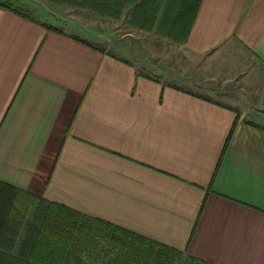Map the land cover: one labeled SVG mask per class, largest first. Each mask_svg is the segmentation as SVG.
Returning <instances> with one entry per match:
<instances>
[{
    "label": "crops",
    "instance_id": "0c3cea01",
    "mask_svg": "<svg viewBox=\"0 0 264 264\" xmlns=\"http://www.w3.org/2000/svg\"><path fill=\"white\" fill-rule=\"evenodd\" d=\"M74 36L0 5V246L44 264H264V109L210 85L240 67L215 62L233 48L264 72V0H199L184 47L208 58L203 89Z\"/></svg>",
    "mask_w": 264,
    "mask_h": 264
},
{
    "label": "rangeland",
    "instance_id": "374dc122",
    "mask_svg": "<svg viewBox=\"0 0 264 264\" xmlns=\"http://www.w3.org/2000/svg\"><path fill=\"white\" fill-rule=\"evenodd\" d=\"M0 1H7L51 27L67 31L119 58L131 61L139 73L186 87L189 81L195 80L203 83L200 86L202 89L210 84L208 81L202 82L209 79L202 69L208 58L186 50L184 35L178 28L182 22L178 20L176 11L172 15L166 13L168 0L143 1L137 8L133 1H126L121 8H99L88 0ZM141 6L148 9L143 14L137 10ZM223 56H218L221 60L215 62L235 60L240 67L234 70L232 77L228 75L230 71L227 69L213 71L216 74L214 76L219 78L210 84L217 90L214 96L233 105L238 111L264 109V72L256 59L243 55L238 48L230 49ZM249 72L254 73V79L245 78ZM191 85V88L197 89Z\"/></svg>",
    "mask_w": 264,
    "mask_h": 264
},
{
    "label": "trees",
    "instance_id": "16d2710c",
    "mask_svg": "<svg viewBox=\"0 0 264 264\" xmlns=\"http://www.w3.org/2000/svg\"><path fill=\"white\" fill-rule=\"evenodd\" d=\"M91 4H93L95 7L99 8H108L111 7H118L121 8L123 4L127 1H133L134 6L137 8L140 5L143 4V1L147 0H88ZM199 0H168L167 1V9L166 13L169 15H172L176 11V15L179 21L182 23L178 25V28H181L182 35H186L188 28L191 25L193 16L195 14L197 5H198ZM0 5L7 7L9 9H12L15 12L18 13H23L20 9L15 7L13 4L7 2V1H0ZM138 13H145L148 9L145 7H140L137 9ZM26 14V13H24ZM30 15V14H29ZM77 40L88 44L90 46H94L90 43H88L85 40H82L80 37L74 36ZM13 247L10 245H4L0 246V264H44V263H32V262H27V261H17V260H12L11 258V249ZM23 252V251H22Z\"/></svg>",
    "mask_w": 264,
    "mask_h": 264
}]
</instances>
